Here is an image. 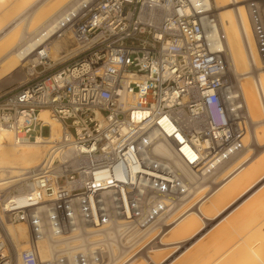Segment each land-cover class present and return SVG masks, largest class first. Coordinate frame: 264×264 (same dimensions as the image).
Here are the masks:
<instances>
[{"label": "built area", "instance_id": "1", "mask_svg": "<svg viewBox=\"0 0 264 264\" xmlns=\"http://www.w3.org/2000/svg\"><path fill=\"white\" fill-rule=\"evenodd\" d=\"M245 2L264 65V0ZM72 20L78 49L62 67L0 93V129L46 144L39 165L0 183V243L5 223H23L21 264H162L151 252L173 216L249 129L219 17L210 0H88Z\"/></svg>", "mask_w": 264, "mask_h": 264}, {"label": "bare ground", "instance_id": "2", "mask_svg": "<svg viewBox=\"0 0 264 264\" xmlns=\"http://www.w3.org/2000/svg\"><path fill=\"white\" fill-rule=\"evenodd\" d=\"M72 1L73 0H48L45 8L47 10L49 9V11H35L27 29L24 28L27 30L25 32H28V38L24 37L23 32L19 35H17L18 32H16V39L14 38L16 27H18L21 21H26V17L22 19L23 12H16L17 14L15 13L16 15L7 22L2 21V15L0 16V57L5 56L4 61L6 58V61H9L5 65L6 71L13 72V70L19 65L21 66L24 64L27 60H31L34 63L40 62L41 58L47 54L46 48L47 46L49 47V45H51L54 52L64 48V44L62 45L60 43L61 41H59V38L69 30V22L73 21L72 18L88 0ZM3 2H5L4 4L7 3L6 0H0V10L4 9ZM210 2L212 3L215 14L219 17V35L226 59L225 62L228 65V69L232 70L231 72L237 77V88L244 100L245 109L250 118L249 122L255 123L259 120L260 116H263L261 112L263 111L264 113V70L256 74V76L253 74L255 69H260L262 63L256 48L252 23L246 3L241 0H210ZM67 5L69 7H67ZM16 6H13L14 8L11 7V9H15ZM65 6L67 8L63 10ZM5 12L6 11H4V13ZM55 12L57 13L52 16L51 19L49 18L50 20L46 23L39 25L40 22L39 24L37 22L38 26H35V21H39L43 17H45L44 19L46 20L51 13L53 14ZM9 13L12 14L13 11L12 13L9 11ZM10 14H7V16H10ZM46 16L48 17L46 18ZM23 39L27 40L23 41ZM21 41L22 43H20ZM12 46L14 47L11 48ZM50 53L49 55H52ZM8 56H10V60H8ZM2 64L5 63L3 62ZM0 71L3 72L2 67ZM3 73L5 74V72ZM40 116L52 125L53 135H58L60 125L56 120L50 117L48 111L43 110ZM262 134H264L263 130L260 132L255 131L254 134L251 133L248 137H251L256 143H259L262 139ZM245 145L247 144H243L242 147L244 150ZM259 145L261 146V144ZM242 148L240 150H242ZM183 150L191 161L195 160L196 153L191 148L185 146ZM45 151L46 144L43 143L39 137H37L36 141L32 140L27 143H18L7 128H1L0 183L12 185L19 181L22 174L41 163ZM159 151L170 156V151L164 146H159ZM261 156H264V154ZM248 157L249 156L246 155L244 158L242 157V159H237V162L234 160L236 163L232 162V164L230 163L229 165L227 164L229 161H227L219 165L215 173L208 176V178L206 176L200 177L202 181L200 180V184L192 190L181 210L173 216L174 222L171 224V228L165 231L161 236L162 247L153 250L151 252V258L155 261L158 255L157 253L167 249L172 250L170 251L171 253L165 256L160 262H155L161 263L164 261L162 264H264V158L258 161V164L253 165L255 162H250L249 164ZM177 164L179 167H183L186 173L188 172L181 161L178 160ZM225 166L226 168L224 169L223 167ZM222 168L224 170L220 175L221 178L223 177L221 182L212 187L210 183L212 184L214 182L210 181H212L213 177L217 175ZM247 169H249L248 172L244 175V178L242 177L245 185L241 183L244 187L242 186L243 189L240 192L241 194L237 195L241 189L239 183L242 176L241 173ZM189 177L191 180H194L193 175ZM260 183H262V187L255 190ZM249 191H252L255 198L241 208L236 207L235 209L239 210L233 214L236 210L231 212L230 208L235 204L232 200L235 193L238 197L246 195L245 193ZM210 192L212 194L210 197L208 196L206 198ZM199 195L203 196L197 199ZM202 199L206 200L200 201ZM227 211H230V213L221 220V222H227L231 213L233 216L228 219V222L224 226L221 227V222L220 224L218 222L213 228L194 240L195 237L202 233L204 229L203 226L210 224V222L208 224L207 221L213 222L218 219L222 213L226 214ZM200 221L204 224L203 226H200ZM16 224L17 225L5 223L3 235L7 241L3 240L0 245L2 251L8 252V241H11L18 253L17 264H21V254L27 248L29 234L25 224ZM218 225H220V228L218 227L219 229L208 237L209 233L217 228ZM206 236L208 238L203 240ZM193 240L194 242L189 244ZM201 240L203 241L201 242ZM224 241H229V246L226 242L224 243ZM223 245H226L225 247H227V249L224 247L222 248L221 246ZM193 247L195 249L191 250ZM216 247H221L220 249H223V252L216 249ZM42 250V253L46 255L48 252L47 247L43 246ZM178 252H180V254ZM173 256L174 258L171 259ZM131 259L130 257L128 260L130 261ZM3 264H10V260ZM127 264H147V262L140 259L134 262H128Z\"/></svg>", "mask_w": 264, "mask_h": 264}, {"label": "rangeland", "instance_id": "3", "mask_svg": "<svg viewBox=\"0 0 264 264\" xmlns=\"http://www.w3.org/2000/svg\"><path fill=\"white\" fill-rule=\"evenodd\" d=\"M3 1H5V0H3ZM18 1H20V2H18ZM73 1H75V0H73ZM72 1V2H73ZM241 1H244L245 2V0H241ZM6 2L7 3H9V4H4L5 2H3V4H4V9H2V10H0V16L2 15V21H4V22H7L8 20H11L12 19V17L14 16V15H16L18 12H23L22 13V19L24 18L25 19V17H26V21H21V23L18 25V27H16V29H17V31H16V29H15V32H14V38L17 36V35H19V34H21L22 32H23V34H24V37L26 38H28L29 37V35L27 34L28 32H25V31H27V30H25V29H27V27H28V25H29V23H30V19H31V17H32V15L34 14V12L36 11V12H39V11H49V9L47 10L46 8H45V6H46V3L48 2V0H17V2H16V0H6ZM12 2H14V3H12ZM23 2V3H22ZM71 3V2H70ZM70 3H69V5H70ZM246 3V2H245ZM17 4H20V5H17ZM10 5V6H9ZM12 5V6H11ZM17 5V6H16ZM16 6V8L15 9H13L14 7ZM19 6V7H18ZM11 7H13L12 9H11ZM67 7H69L68 5H67ZM66 6L63 8V10H65L66 8H67ZM7 8V9H6ZM21 8V9H20ZM42 8H44V9H42ZM6 9V10H5ZM11 9V10H10ZM15 10V11H14ZM4 11H6L5 13H4ZM9 11H11V13H12V11H13V13L12 14H10L9 13ZM17 12V13H16ZM9 15L10 14V16H7V14ZM16 13V14H15ZM57 12H55V13H51V15H49V14H47V15H49V17L48 16H46V18L48 17V19H44L45 17H43L41 20L43 21V19H44V21H43V23H42V21L41 20H39V21H35V23H36V25L35 26H38V24H39V22H40V24L39 25H43L44 23H46L48 20H50L51 19V17L52 16H54L55 14H56ZM60 13V12H59ZM58 13V14H59ZM6 16V17H5ZM5 17V18H4ZM6 19V20H4V19ZM50 18V19H49ZM0 19V20H1ZM37 22H38V24H37ZM42 23V24H41ZM23 24V25H22ZM24 24H25V27H24ZM23 26V27H22ZM21 27V28H20ZM25 28V29H24ZM24 30V31H23ZM16 32H18V34L17 35H15V33ZM63 38H64V40H63ZM16 39V38H15ZM25 40H27V39H23V41H25ZM59 41H61L60 43L63 45L64 44V48H61V50H58L57 52H54L53 51V49H52V47H51V45H49V47L47 46V48H46V50H47V54H45V56H43L42 58H44V59H42L41 58V61L40 62H38V63H34V62H32L31 60H27V61H25V63L24 64H22L21 66L19 65L15 70H13V72H11V71H6L5 70V65L7 64V62H9V61H6L7 60V58H6V60L4 61V58H5V56H2V57H0V69H1V67H2V70H3V72H5V74L2 72V71H0V93H2V92H4V91H7V90H10V89H12V88H14V87H16V86H18V85H20V84H22V83H24V82H26L28 79H31V78H33V77H35L36 75H38V74H40V73H45L44 75L45 76H48V75H50V74H52V73H54L56 70H58L59 68H61L62 67V61L63 60H65V59H67V58H69V57H71L76 51H77V41H76V39H75V37L73 36V34H72V32L70 33V29L69 30H67V32L62 36V37H60L59 38ZM63 41V42H62ZM66 41V42H65ZM65 42V43H64ZM20 43H22V41L20 42ZM15 46V45H14ZM14 46H12L11 48H13ZM48 51H49V53L50 54H52V55H49V53H48ZM56 53V54H55ZM47 55V56H46ZM48 56H50V57H48ZM12 57V56H11ZM54 57V58H53ZM224 57H225V55H224ZM10 58V56H8V60H10L9 59ZM3 60V61H2ZM225 61H226V59H225ZM5 63V64H2V63ZM227 65V64H226ZM228 66V65H227ZM262 70H264V66L261 64L260 65V69H255L254 70V73L253 74H255V76H256V74H258L259 72H261ZM227 71H228V73H229V76H230V78H231V80L234 82V84L236 85V87H238V84H236V82H237V77H236V75L233 73V72H231L232 70H230V69H228V67H227ZM232 73V74H231ZM7 74H9V75H7ZM231 74V75H230ZM3 76V77H2ZM235 77V78H234ZM2 78V79H1ZM261 115H263L262 117L260 116V118H259V120L257 121V122H255V123H250L249 122V129H248V136H250V134L251 133H253L254 134V132L255 131H262L263 130V133H264V113H263V111L261 112ZM259 127V128H258ZM261 129V130H260ZM49 131H50V129H49V127L48 126H45V127H43L42 129H41V131H39L38 133H40L41 132V134L42 135H44V136H46V135H48L49 134ZM262 133V132H261ZM247 134H246V136L244 137V140H246V141H244L243 140V144H247V145H245V150L243 149L242 151L240 150L239 151V153L236 155V156H234V160H237V159H242V157L244 158L246 155L247 156H249L250 157V162L251 163H254L255 162V164H253V165H256V164H258L257 162L258 161H260L261 159H263L264 158V156H261V155H263L264 154V134H262L261 136H262V139H261V141L259 142V143H256V141H254V140H252V138L251 137H248L247 136ZM263 143V144H262ZM259 144H261V146L259 145ZM19 147V146H18ZM246 151V152H245ZM248 152V153H247ZM247 153V154H246ZM259 156V157H258ZM222 170H224V169H222ZM220 171L217 175H215L214 177H213V179H212V181H210V182H213V181H216V178L218 177V176H220L221 174H222V172L223 171ZM248 170L249 169H247V170H245L243 173H241V178H240V181H239V183H242V179L244 178V175L248 172ZM216 177V178H215ZM243 177V178H242ZM223 178V177H222ZM222 178H221V176L220 177H218L217 178V183H212V187H214V186H216V185H218L220 182H221V180H222ZM220 180V181H219ZM206 184H209V183H206ZM211 184V183H210ZM259 187H262V184H260V185H258L256 188H255V190L256 189H258ZM260 189V188H259ZM201 196H203V195H201ZM200 195L197 197V199L198 198H200L201 197ZM249 197V198H248ZM250 197H252V193H248V194H246L245 196H243V197H241L238 201H237V203L230 209V211L232 212V211H234L235 210V208L236 207H238V205L239 204H242V203H244L245 202V204H248L252 199H254V197H252V198H250ZM250 199V200H249ZM249 200V201H248ZM239 210V209H238ZM238 210H236L234 213H236ZM230 211H227L226 212V214L225 213H222V215L220 216V217H218V219H216V220H214L213 222L212 221H207V223L209 224V222H210V224L209 225H204L201 221H200V226H203L204 227V229H203V231H202V233L200 234V235H198L197 237H195V239L194 240H196V238H198L199 236H201L202 234H204L205 232H207L208 230H210L211 228H213L214 227V225L215 224H217L218 222H220L221 220H223L229 213H230ZM233 213V214H234ZM225 214V215H224ZM233 214L231 215V216H229V218L228 219H230L232 216H233ZM224 215V216H223ZM228 219H227V222H228ZM226 221H224V222H221V227L222 226H224L226 223H227ZM11 224V223H10ZM13 225H17V224H13ZM220 225H218L217 226V228H215V229H213V231H211V233H209V235H208V237L214 232V231H216L217 229H219L220 228ZM7 226V225H6ZM207 226V227H206ZM219 227V228H218ZM171 228V225L168 227V229L167 230H169ZM164 234V233H163ZM162 234V235H163ZM207 236L206 237H204L203 238V240L206 238H208ZM194 240L193 241H191L189 244H192L193 242H194ZM203 240H201V242L203 241ZM201 242H199V243H201ZM227 243L228 244V242L227 241H224V243ZM198 243V244H199ZM230 243V242H229ZM226 246V245H225ZM224 245L223 246H221L222 248L224 247V248H226L227 249V247H225ZM228 246H229V244H228ZM158 247H162L161 246V244H159L158 245ZM157 247V248H158ZM220 247V248H221ZM219 247H216V249H219V251H221V252H223V249H220ZM193 249H195L194 247L191 249V250H193ZM8 251H9V254H10V264H17V262H18V253H17V251H16V248L13 246V244H12V242L11 241H8ZM170 251H172V250H170V249H167V250H164V251H161L160 253H157L158 255H157V258L155 259V261H157V262H160L165 256H167L169 253H171ZM216 251V250H215ZM224 251H225V249H224ZM179 254H180V252H178ZM178 255V254H177ZM177 255H175V256H177ZM174 258V256L171 258V259H173Z\"/></svg>", "mask_w": 264, "mask_h": 264}, {"label": "crops", "instance_id": "4", "mask_svg": "<svg viewBox=\"0 0 264 264\" xmlns=\"http://www.w3.org/2000/svg\"><path fill=\"white\" fill-rule=\"evenodd\" d=\"M243 149H244V148H242V150H243ZM242 150H241V151H242ZM248 158H249V159H248V162H249V164H250V161H251V160H250V157H248ZM235 161L237 162V160H235ZM235 161H234V157H233L231 160H229V162H228L227 164H228V165H229L230 163L232 164V162L234 163ZM238 161H239V160H238ZM236 162H235V163H236ZM226 166H227V165H226ZM226 166L223 167V168L225 169ZM223 168H222V169H223ZM220 171H221V170H220ZM220 171H219V172H220ZM222 171H223V170H222ZM213 182H214V183H217V182H215V181H213ZM243 183H244V182H243V180H242V184H243ZM242 184L240 183V185H241V189L239 190V192L237 193V195H240V194H241L240 192L242 191V189H243L245 183H244V185H242ZM260 184H262V183H260ZM260 184H259V185H260ZM210 185L212 186V184H210ZM238 186H239V185H238ZM242 186H243V187H242ZM254 191H255V190H254ZM211 192H212V191H211ZM211 192L209 193V195L206 196V198H207L208 196L210 197V195L212 194ZM248 193H252V191H249ZM248 193H245V194H248ZM257 194H258V193H257ZM237 195H236V193H235V195L233 196V199H232L233 202H235V204H236L237 201L240 199V197L245 196V195H241V196H238V197H237ZM253 195H254V194L252 193V196H253ZM253 197L255 198V196H253ZM203 200H206V199H202V200H200V201H203ZM198 202H199V201H198ZM235 204H234V205H235ZM223 205H224V204H223ZM223 205H221V206H223ZM234 205H232L231 208H232ZM245 205H246L245 203H242V205H238V208H239V207L241 208L242 206H245ZM223 207H224V206H223ZM231 208H230V209H231ZM235 210H236V209H235ZM235 210H234V211H235ZM237 210H238V209H237ZM233 213H234V212H233ZM231 215H232V213H231ZM220 222H221V221H220ZM220 222H219V224H220Z\"/></svg>", "mask_w": 264, "mask_h": 264}]
</instances>
